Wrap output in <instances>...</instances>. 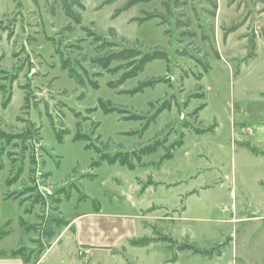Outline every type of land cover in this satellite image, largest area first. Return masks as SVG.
Returning a JSON list of instances; mask_svg holds the SVG:
<instances>
[{
  "label": "rangeland",
  "instance_id": "obj_1",
  "mask_svg": "<svg viewBox=\"0 0 264 264\" xmlns=\"http://www.w3.org/2000/svg\"><path fill=\"white\" fill-rule=\"evenodd\" d=\"M65 1L78 22L62 0H0V249L264 264V0ZM124 47L163 56L125 79L136 60H91Z\"/></svg>",
  "mask_w": 264,
  "mask_h": 264
},
{
  "label": "trees",
  "instance_id": "obj_2",
  "mask_svg": "<svg viewBox=\"0 0 264 264\" xmlns=\"http://www.w3.org/2000/svg\"><path fill=\"white\" fill-rule=\"evenodd\" d=\"M138 1H141V0H130L128 3H127V6H130V5H133L135 4L136 2ZM62 6H63V9L65 11L66 14H68L70 17H72L76 22H78V19L77 16H75L74 14L70 13L69 9H70V6L69 4L65 1V0H62ZM213 7L215 8L216 7V3H213ZM162 15L160 14H152V13H148L146 17L144 18H141V19H138L139 21H144V20H147V19H150V18H153V17H161ZM106 46H108L110 43H104ZM109 46H112V45H109ZM140 55V51L135 49V48H120V49H117V50H113L111 52H109L108 54L104 55V56H98V57H93L91 60L92 62L95 64V65H99L101 68L103 69H107L110 62L111 61H127V60H136V66L134 68V70L129 73L127 76L123 77L124 79L127 78V77H131V76H134L138 71L142 70L143 69V66L145 64V62L149 61L150 59L152 58H155V57H161L163 56V54L161 52H156L155 54L153 55H149V54H145L141 57L138 58V56ZM136 58V59H135ZM61 67L62 69H66L67 68V72L69 74L70 77H76L74 71L71 69V68H68L67 66V61H62V64H61ZM79 78V77H78ZM121 79L118 83H112V82H109L108 85H110L111 87H114L115 84H120L121 82H123L124 79ZM160 79L158 78H154L152 80H147L145 82H142L140 84H138V86L132 91V93L134 92H137L139 90H141L144 86H147V85H150L154 82H157L159 81ZM91 85L96 88L97 87V83H95L94 81H90ZM99 104H100V107L103 109L104 112H109V111H113V110H117L115 109L113 106H108L109 102H102V101H99ZM204 106V104H201L200 106H198L195 110H194V114H196L202 107ZM119 110V109H118ZM131 118L135 119L136 116H132ZM83 137H81L80 135H77L75 137V139H82ZM178 144H180V141L177 142ZM154 149V146H147L146 147V151L148 150H152ZM167 157H169L170 155L167 154L165 155ZM103 159L107 160V162L109 163H113L115 162L117 159H118V155H114L112 157H109L107 155H103L102 157ZM119 162L121 164H124L126 161L122 160V159H118ZM66 222L67 224H69V221H64ZM4 231H1L0 232V238L4 235ZM108 248V247H107ZM192 249L191 246H187V247H181V249Z\"/></svg>",
  "mask_w": 264,
  "mask_h": 264
},
{
  "label": "crops",
  "instance_id": "obj_3",
  "mask_svg": "<svg viewBox=\"0 0 264 264\" xmlns=\"http://www.w3.org/2000/svg\"><path fill=\"white\" fill-rule=\"evenodd\" d=\"M96 213L97 212H94L93 214ZM77 218L78 217H75L71 220H67L69 221V225L72 226L75 222H78L80 219ZM78 234L81 235L82 243H85L84 245L93 248L102 246L99 245L100 242H97V238H100L102 234L100 231L97 232L96 228L92 229V227H89L87 230L83 229L82 231L79 229ZM0 264H27V263L25 262L23 257L17 252V247H15V248H11L8 251H4L0 249Z\"/></svg>",
  "mask_w": 264,
  "mask_h": 264
}]
</instances>
